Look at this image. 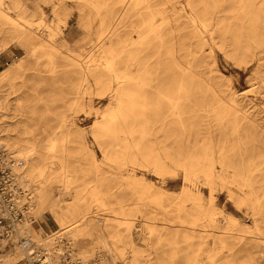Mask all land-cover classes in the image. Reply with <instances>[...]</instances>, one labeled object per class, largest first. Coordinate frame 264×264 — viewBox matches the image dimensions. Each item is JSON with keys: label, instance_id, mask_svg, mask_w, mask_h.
I'll return each mask as SVG.
<instances>
[{"label": "bare ground", "instance_id": "bare-ground-1", "mask_svg": "<svg viewBox=\"0 0 264 264\" xmlns=\"http://www.w3.org/2000/svg\"><path fill=\"white\" fill-rule=\"evenodd\" d=\"M73 1L50 0L56 24L42 26L19 0H0V55L14 53L0 71V149L7 152L11 192L24 214L14 236L31 239L57 260L68 253L84 264H124L131 253L125 264H156L163 226L190 244L198 239L175 264H263L264 70L259 106L242 100L234 86L220 92L208 80L203 88L198 76L207 70L204 52L215 45L238 64L252 61L264 69V0ZM72 9L93 42L87 53L68 47L60 29ZM37 14H45L40 5L31 16ZM46 74L64 80L72 100L58 131L21 93L29 79ZM94 95L108 104L97 107ZM184 101L191 105L188 115ZM82 111L95 113L90 126L80 125ZM31 127L39 137H23ZM81 153L89 180L78 185L70 161ZM104 169L135 199L112 202L115 189L105 187ZM178 169L184 182L172 194L164 181ZM220 188L242 216L221 204ZM46 213L52 227L43 222ZM138 213L148 230L142 249L134 236ZM16 245L0 253L3 264H29L30 248ZM96 251L102 257L93 263ZM224 253L231 257H220Z\"/></svg>", "mask_w": 264, "mask_h": 264}, {"label": "rangeland", "instance_id": "rangeland-1", "mask_svg": "<svg viewBox=\"0 0 264 264\" xmlns=\"http://www.w3.org/2000/svg\"><path fill=\"white\" fill-rule=\"evenodd\" d=\"M7 2L12 3V0H6ZM20 6H25L26 14H30L28 18H31L36 24L39 22L42 23H52L56 24V20L53 21V15L51 14L50 7L51 3L50 0H19ZM185 2L186 0H181ZM70 6H73L74 1L68 0ZM44 10V15H32L33 11L39 6ZM19 9L15 8L13 11H17ZM31 16V17H30ZM182 21H186V18H181ZM77 13L75 9H72L71 14L68 16L65 22H61L59 24L60 29L63 31L67 39L68 43L67 46L71 48H80L79 50H83L84 53H87L90 49L93 42H88L86 38H84V33L81 29L77 27ZM187 28L185 32L187 35H191L193 31V27L190 23L185 22ZM82 36V37H81ZM79 37L81 39H79ZM80 40V41H79ZM82 45V46H81ZM81 46V47H80ZM15 47V46H14ZM221 48L220 46H214L212 50L207 49L204 52L205 57H207V70L206 72L202 73V75L198 76L200 80V85L202 87H206V83L208 80L212 81L214 84V88L220 92H224L228 86H234L239 90L240 98L244 101L251 102L252 104H256L257 106L262 104L263 95L261 94V89L258 87V81L261 74H263V67L260 68L254 62H247L243 64L236 63L232 58L228 56L227 50ZM14 58V53L11 49L6 50L0 55V71L5 70L8 68V63L11 62ZM209 69H213V71H209ZM27 86H21V93L24 92V95L27 97L33 98V105L36 107V113L40 116L39 118H44L47 120L49 125L56 131L59 130V124L64 112L68 111L72 100L70 95H68L67 91L69 86L64 80L55 81L51 79L49 76L44 75L42 78H32L26 82ZM17 85H21V81L19 80ZM203 95L200 91L197 94L196 102H200V97ZM94 102L97 107L103 108L108 104L107 97H99L98 95H94ZM213 96H211V99ZM5 99H0V103L4 102ZM187 109V115L191 111V105L189 102L184 101ZM247 109V107H246ZM0 108V114H1ZM81 113V114H80ZM80 117V125L82 126H90L93 121L95 120V113L94 112H79ZM186 115V116H187ZM11 117V118H10ZM6 120H12L13 115H10ZM32 124V123H31ZM29 137L32 139L34 136L39 137L40 134L35 130L34 127L28 130V133L23 135V137ZM91 136V135H90ZM92 146L96 152V156L98 158H102L101 148L98 143L94 142L92 137ZM108 141V140H107ZM109 142V141H108ZM106 144V143H105ZM70 146L73 151H78L79 147L74 142H70ZM5 150L0 149V157L1 160L5 159ZM88 164L87 158L81 153L77 154L72 160L70 161V167L72 171L76 172V178L78 180L77 184L81 185V181H88L89 177L85 176L82 169L84 166ZM104 175H106L105 187L109 185V187H114V192L110 198L112 202H116L119 199H124L127 202H131L135 199L133 192L130 188L126 189V186L120 189L116 188V184L121 183L119 180H115L114 174H109L104 169ZM11 177V176H10ZM150 178L155 181L153 175H150ZM183 171L178 169L175 174L168 176L165 181L164 185L166 188L170 190V193L174 194L179 192L181 186L183 185ZM12 182V180H10ZM226 190L224 188H220L218 191V200L221 204L226 203V208L229 209L232 213L241 215V212L235 208V206L231 205V202L226 200ZM23 216V215H22ZM48 216V217H47ZM43 222L47 226L52 227L51 216L49 213H46L43 216ZM138 226L136 228L139 231H135V242L136 247L142 249V243L147 239L146 232L148 231L144 227L143 219L140 213H138L137 219ZM3 230V228H1ZM159 233H160V241L161 245L158 246V254L154 256L156 264H175V262L179 263L180 260L187 257V250L190 249V246H195L198 243V239H193L192 244H190L189 240L185 239L182 235H179L177 229L166 228L163 226H159ZM159 239L154 237L152 239V243L157 245V241ZM14 242V241H13ZM8 240L5 244L2 243V239H0V253H6L8 251H13V246L7 244ZM130 252V250H126ZM175 251L179 253L174 255ZM68 256V253L66 257ZM70 256V255H69ZM131 253H126L124 256V264L127 263L130 259ZM91 257L95 258L96 261L93 263H97L100 260L101 254L100 251H96ZM220 257H231L230 254L224 253L221 254ZM238 257V255H235ZM17 261V260H15ZM264 262V260H262ZM0 264H3L0 261ZM19 264V262H17ZM264 264V263H263Z\"/></svg>", "mask_w": 264, "mask_h": 264}, {"label": "built area", "instance_id": "built-area-1", "mask_svg": "<svg viewBox=\"0 0 264 264\" xmlns=\"http://www.w3.org/2000/svg\"><path fill=\"white\" fill-rule=\"evenodd\" d=\"M10 169L6 166L5 160H1L0 157V210L6 208L9 215H6L0 211V239H7L8 243L13 246V249L17 247L15 244H26L29 247V264H84L78 259L72 257H53L47 249L42 247L35 248L34 242L25 237L19 239L14 236L16 234V227L22 222L24 214L15 205V199L11 192V177ZM23 215V216H22ZM3 228V230H1ZM18 240L17 242H13Z\"/></svg>", "mask_w": 264, "mask_h": 264}]
</instances>
